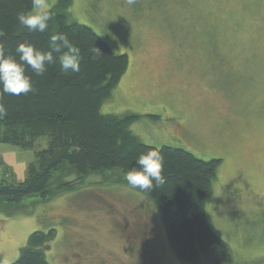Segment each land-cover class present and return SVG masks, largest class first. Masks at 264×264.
<instances>
[{
  "label": "rangeland",
  "instance_id": "1",
  "mask_svg": "<svg viewBox=\"0 0 264 264\" xmlns=\"http://www.w3.org/2000/svg\"><path fill=\"white\" fill-rule=\"evenodd\" d=\"M68 13L129 57L102 112L140 115L130 129L145 144L221 160L208 222L229 246L226 264H264V0H74ZM47 145L0 143L2 178L25 181ZM124 177L93 173L53 197L2 202L0 261L53 229L50 264H186L156 204Z\"/></svg>",
  "mask_w": 264,
  "mask_h": 264
},
{
  "label": "trees",
  "instance_id": "2",
  "mask_svg": "<svg viewBox=\"0 0 264 264\" xmlns=\"http://www.w3.org/2000/svg\"><path fill=\"white\" fill-rule=\"evenodd\" d=\"M73 2L58 0L48 9L52 17L48 31L33 33L17 21L18 13L31 10V0H0V52L5 58L19 61L15 47L25 42L50 51L49 36L57 33L66 35L81 53L79 72L62 71L57 59L43 75L26 68L33 88L29 93L14 96L0 91V104L7 109L6 117L0 119V143L33 149L38 140L48 139L47 147L36 152L25 181L10 183L9 177L0 178V204L71 191L77 181L93 173L119 170L125 175L139 168L135 162L139 155L158 150L164 157L165 183L153 182L151 190L142 192L161 212L172 248L186 264H226L229 246L206 215L221 160H203L183 148L145 144L130 129L140 115L102 112L128 70L129 57L115 53L89 26L69 21ZM94 47L101 52L95 59ZM3 170L11 175L9 168ZM57 172L60 178L52 189ZM54 236L53 229L33 232L19 258L7 264H50L45 250Z\"/></svg>",
  "mask_w": 264,
  "mask_h": 264
},
{
  "label": "clouds",
  "instance_id": "3",
  "mask_svg": "<svg viewBox=\"0 0 264 264\" xmlns=\"http://www.w3.org/2000/svg\"><path fill=\"white\" fill-rule=\"evenodd\" d=\"M128 3H134V0H128ZM31 4L30 11L17 14L19 25L33 33L47 32L52 17L48 11L46 0H31ZM48 45L50 51H42L30 43H19L15 47L19 61L13 57L5 58L0 52V85H2L0 91L3 94L19 96L33 90L31 77L26 74V68H30L36 75H43L47 66L55 64L58 59L62 71H80V49L74 46L66 35L62 33L51 34ZM92 51L93 59L101 54L96 47ZM6 115L7 109L3 104H0V119H4ZM163 161L164 157L158 150L142 153L135 161L139 168H133L125 174L124 178L127 184L131 188L141 191L151 190L154 187L153 182L157 186L164 184ZM0 264H7V262L0 261Z\"/></svg>",
  "mask_w": 264,
  "mask_h": 264
},
{
  "label": "built area",
  "instance_id": "4",
  "mask_svg": "<svg viewBox=\"0 0 264 264\" xmlns=\"http://www.w3.org/2000/svg\"><path fill=\"white\" fill-rule=\"evenodd\" d=\"M2 177V170L0 169V178Z\"/></svg>",
  "mask_w": 264,
  "mask_h": 264
}]
</instances>
